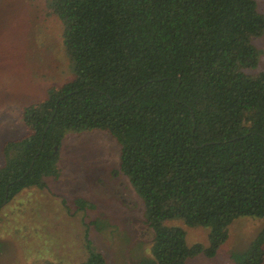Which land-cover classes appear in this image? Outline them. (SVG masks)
Listing matches in <instances>:
<instances>
[{
    "label": "trees",
    "instance_id": "16d2710c",
    "mask_svg": "<svg viewBox=\"0 0 264 264\" xmlns=\"http://www.w3.org/2000/svg\"><path fill=\"white\" fill-rule=\"evenodd\" d=\"M47 7L62 25L71 79L21 109L28 133L2 147L0 205L6 191L11 199L60 176L62 136L103 132L119 147L118 173L153 234L150 256L134 264L212 258L241 217L263 224L234 264H264V71L248 73L261 54L253 40L264 33L256 0H48ZM171 220L208 228L207 246H188ZM85 239L79 264H107Z\"/></svg>",
    "mask_w": 264,
    "mask_h": 264
},
{
    "label": "rangeland",
    "instance_id": "374dc122",
    "mask_svg": "<svg viewBox=\"0 0 264 264\" xmlns=\"http://www.w3.org/2000/svg\"><path fill=\"white\" fill-rule=\"evenodd\" d=\"M48 0H0V167L2 147L28 133L21 109L38 104L46 90L71 79L62 44V25ZM264 15V0H256ZM264 71V33L253 40ZM119 147L106 133L66 134L60 139L57 179L27 187L0 209V264H79L88 255L87 238L107 264H134L151 253L152 231L141 201L118 173ZM88 207L80 210L76 202ZM95 223V224H94ZM185 231L188 246L208 244V228ZM262 219L241 217L227 227V239L212 258L186 264H234L261 229ZM264 248V246H263Z\"/></svg>",
    "mask_w": 264,
    "mask_h": 264
},
{
    "label": "flooded vegetation",
    "instance_id": "af4514ba",
    "mask_svg": "<svg viewBox=\"0 0 264 264\" xmlns=\"http://www.w3.org/2000/svg\"><path fill=\"white\" fill-rule=\"evenodd\" d=\"M41 146H42V145H41ZM32 164H33V162H32ZM29 187H30V186H29ZM26 188H27V187H26ZM24 189H25V188H24ZM24 189H22V190H24ZM22 190H21V191H22ZM21 191H20V192H21ZM18 193H19V192H18ZM18 193H17V194H18ZM17 194H16V195H17ZM7 195H8V194H7V191H6L5 198H4V200L2 201V203H1V205H0V209H1L5 204H7V202H9L10 199L7 198Z\"/></svg>",
    "mask_w": 264,
    "mask_h": 264
},
{
    "label": "water",
    "instance_id": "95a60500",
    "mask_svg": "<svg viewBox=\"0 0 264 264\" xmlns=\"http://www.w3.org/2000/svg\"><path fill=\"white\" fill-rule=\"evenodd\" d=\"M47 128H48V124L46 125L45 129H44V133L47 131ZM43 141L41 142V145H42Z\"/></svg>",
    "mask_w": 264,
    "mask_h": 264
}]
</instances>
